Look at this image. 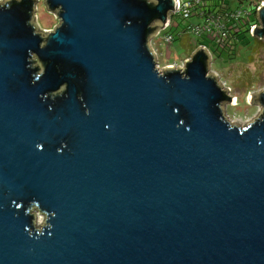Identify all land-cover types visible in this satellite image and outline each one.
<instances>
[{"label":"water","instance_id":"water-1","mask_svg":"<svg viewBox=\"0 0 264 264\" xmlns=\"http://www.w3.org/2000/svg\"><path fill=\"white\" fill-rule=\"evenodd\" d=\"M46 2L0 1V264H264V108L227 120L204 47L160 69L175 0Z\"/></svg>","mask_w":264,"mask_h":264},{"label":"rangeland","instance_id":"rangeland-1","mask_svg":"<svg viewBox=\"0 0 264 264\" xmlns=\"http://www.w3.org/2000/svg\"><path fill=\"white\" fill-rule=\"evenodd\" d=\"M3 1V0H0ZM231 7H236L241 4L240 0H227ZM33 23L37 24V31L43 32L46 36V27H52L53 24L58 21L55 30L60 25V19L58 17L57 10H50L46 0H37V7L34 13ZM155 24V23H153ZM163 31L162 28L158 30L160 33H156L149 40L152 50L159 59L161 68L176 64L174 66H183L184 61L191 57L196 50H192L194 47L197 48L199 39L195 38L193 46L183 45L178 41L173 43H166L160 35ZM198 40V41H197ZM259 44L254 41L252 47L258 44V48L253 51L248 45L239 44L237 57L230 58L227 52L222 55H216L212 52V59L209 66V73L217 76L220 84L229 91L226 92L229 97H235V101L231 104L229 102L222 103L224 106V114L227 120L233 125L239 127H245L249 125L251 121L261 112L263 104H251L250 95L264 91V39H260ZM209 47L214 48L213 42H210ZM252 53V58L250 55ZM190 55V56H189ZM38 59V57L33 56ZM36 213L35 226L41 229L42 224L46 221V214L39 212L37 208L32 210Z\"/></svg>","mask_w":264,"mask_h":264},{"label":"built area","instance_id":"built-area-1","mask_svg":"<svg viewBox=\"0 0 264 264\" xmlns=\"http://www.w3.org/2000/svg\"><path fill=\"white\" fill-rule=\"evenodd\" d=\"M213 3H214V0H180V3L178 4V8H175V10H172L169 13V22L162 28L163 31L161 32L160 35L162 36L163 40L168 44L173 43L175 40V37L172 34L164 33L167 30V28H169L171 24H173L174 19L172 20V18L180 17L184 19V18L192 17L194 15L197 16V13H199L201 20L199 23H195L193 26H191V29L189 30L190 35L196 36L198 38L207 37L213 40L214 44L218 45L219 47L228 46L231 40L232 29H230L228 24L225 23L224 18H230V19L237 21L239 17L244 16L248 14L249 12L246 13V9L244 8V6L236 10H230L226 7L225 4H220V5L208 8L210 6H213ZM252 3H259L256 9L258 21L252 24L248 22L246 24L247 29L253 35V29L256 25L259 28L262 27L261 21L259 19L258 8L264 4V0H253ZM197 8H198V11L200 12L196 11ZM206 8L210 9V13L205 14L204 10ZM199 47H204L205 50L212 57L213 51L209 47V45L205 43H199L197 49H199ZM156 58L159 61L157 56ZM190 58L184 61L183 66H185V62L189 60ZM174 65L176 64H171L164 68L176 67ZM158 66L160 67V69H162L159 62H158ZM179 66L183 67L181 65Z\"/></svg>","mask_w":264,"mask_h":264},{"label":"trees","instance_id":"trees-1","mask_svg":"<svg viewBox=\"0 0 264 264\" xmlns=\"http://www.w3.org/2000/svg\"><path fill=\"white\" fill-rule=\"evenodd\" d=\"M240 1H241L240 5L236 7H231L230 3L227 0H214L213 6L208 7L211 8L220 4H225L228 9L236 10L244 6V8L246 9V13L249 12L248 14L245 13L246 15L239 17L237 21L230 18H224L225 23L228 24L230 29H232L231 40L228 46L219 47L218 45L214 44L213 40L207 37L198 38L196 36L190 35L189 30L191 29V26H193L195 23H199L201 20L199 13H197V16L194 15L192 17L184 18V19L180 17L172 18V20L174 19L173 24H171V26L167 28V30L164 33L172 34L175 37L174 41H178L180 38L184 36H189V37L193 36L199 39V43H205L209 45L210 42H213L214 48L212 49V51L216 55H222L224 52H227L230 58H235L237 57L239 44L248 45L249 47L252 48V53H253V51H255L258 48V44L261 40L259 39V37H257V35H252L250 33V31L247 29L246 24L248 22L252 24L258 21L256 9L259 3H252L253 0H240ZM196 11L200 12L198 11V8L196 9ZM204 12L205 14H208L210 13V9L206 8ZM254 41H256L258 44L255 45V47H252L251 45ZM192 50L194 51L195 48H193ZM252 53L250 55V58H252Z\"/></svg>","mask_w":264,"mask_h":264},{"label":"crops","instance_id":"crops-1","mask_svg":"<svg viewBox=\"0 0 264 264\" xmlns=\"http://www.w3.org/2000/svg\"><path fill=\"white\" fill-rule=\"evenodd\" d=\"M193 41H195V39L193 38V37H189V36H184V37H182V38H180L179 40H178V42H180V43H182L183 45H186V46H188V48L187 49H189L190 48V46H193ZM195 48V47H194ZM195 49H197V48H195ZM190 56V55H189Z\"/></svg>","mask_w":264,"mask_h":264},{"label":"clouds","instance_id":"clouds-1","mask_svg":"<svg viewBox=\"0 0 264 264\" xmlns=\"http://www.w3.org/2000/svg\"><path fill=\"white\" fill-rule=\"evenodd\" d=\"M18 2H21V0H18ZM175 3L179 4V3H180V0H175ZM57 23H58V21H56V22L53 24L52 27H46V28H45V31H47V32H49V33L52 32V31H53V28L56 27ZM61 87H63L64 89H66L67 85H66V84H62ZM54 92H55V91H54ZM52 93H53V92H52ZM38 147H39V149L42 150L43 145H38ZM59 151H62V150H59Z\"/></svg>","mask_w":264,"mask_h":264}]
</instances>
